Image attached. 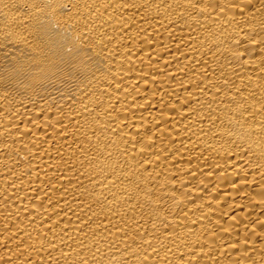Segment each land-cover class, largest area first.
Here are the masks:
<instances>
[{
    "label": "bare ground",
    "instance_id": "1",
    "mask_svg": "<svg viewBox=\"0 0 264 264\" xmlns=\"http://www.w3.org/2000/svg\"><path fill=\"white\" fill-rule=\"evenodd\" d=\"M0 264H264V0H0Z\"/></svg>",
    "mask_w": 264,
    "mask_h": 264
}]
</instances>
